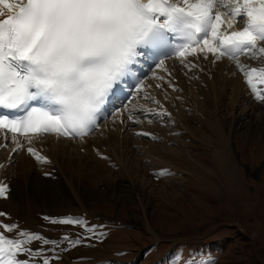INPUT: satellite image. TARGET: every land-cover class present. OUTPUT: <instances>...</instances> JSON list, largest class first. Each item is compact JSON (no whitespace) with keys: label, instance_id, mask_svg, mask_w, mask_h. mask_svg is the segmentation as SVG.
Returning a JSON list of instances; mask_svg holds the SVG:
<instances>
[{"label":"snow or ice","instance_id":"snow-or-ice-1","mask_svg":"<svg viewBox=\"0 0 264 264\" xmlns=\"http://www.w3.org/2000/svg\"><path fill=\"white\" fill-rule=\"evenodd\" d=\"M240 24L242 28L232 30ZM169 34L182 42L173 43ZM209 54L215 61L235 60L255 99L264 102L254 83L255 78L264 85V67L245 70L238 59L242 54L264 56V0H0V130L12 134L14 152L23 147L17 136L29 144L45 134L84 138L98 126L109 97L119 96L128 77L135 76L138 57L175 56L191 68L196 65L187 63L188 56L207 59ZM165 62L159 59L157 67ZM168 84L177 90L170 80ZM143 87L139 84L136 91ZM34 101L41 106H33ZM141 111L160 118L170 115L166 110ZM128 119L140 122L132 115ZM27 151L47 162L35 148ZM8 191L0 182V198H7ZM45 219L95 234L79 218ZM14 230L16 237H9ZM62 240L72 247L82 243L67 235ZM34 241L51 244L53 250L60 243L19 230L16 224H0V264H34L38 257L39 264H52L59 258L49 259L42 248L29 247ZM185 264L215 261L190 256Z\"/></svg>","mask_w":264,"mask_h":264},{"label":"rangeland","instance_id":"rangeland-1","mask_svg":"<svg viewBox=\"0 0 264 264\" xmlns=\"http://www.w3.org/2000/svg\"><path fill=\"white\" fill-rule=\"evenodd\" d=\"M224 80V92L228 89L226 95L222 100L216 98V101H214V103H216L221 100L219 101V114L213 112L212 106H215V104L210 103L211 100L207 98L205 93L201 94L198 99L194 101H186L183 97L185 102L184 104H180L178 103V96L181 94L179 88H177V92H172V87L167 85V89L169 86L168 91H165V88H162L164 91H156V93L159 92V95L162 96L169 93L173 95V98L170 96L168 98L169 101H165L163 105L164 107L171 109L173 107L177 110L180 114L178 121L181 116H186L185 118L188 119V117H191L189 115L193 114L189 123L192 129L199 134L201 137L200 139L204 138L208 140H202L213 142L212 135L214 133V149L207 144L186 142L189 141V138L184 140L187 135L184 133L182 127L180 129L183 133L181 131L173 133L166 132L168 130L159 128L158 132L155 131V133L151 134L155 135L156 133L161 132L163 137L162 140L166 144L164 147L165 151L162 152L163 159L160 156L157 157L159 158L157 160L153 159V157L157 155L154 153H148L147 150L145 152L143 148L144 155H139V158H134V160L133 156L135 155H129L130 151L126 150V155L130 160L129 163L132 161L134 164H139V171L124 172L118 168L115 170L111 169L105 173V176H101L102 179L105 180L109 176V172H114L117 174V177H114L117 184L119 181H126L128 183V180H126L128 179L126 175H128L132 179V185L112 188L109 187L110 184H107L102 185V190L97 188L98 190L94 191V188L96 187H94L95 184L91 187L89 186L91 185L90 182H95L97 177H91L90 174H87L89 177L88 179L85 176V178H81L82 183L79 184V189H81L80 192L77 188L78 186L75 188L73 187L72 192L74 193L76 191L78 193V199L80 204H82V189L83 185L86 186L87 189L83 195V201L86 207H83V211L86 210V212H90V218L95 219L97 217H107L110 220L119 219L125 223L129 222L133 226V229L126 230L125 228H117L107 225L106 233L109 241L99 243L98 245L102 248L95 247L91 254H86L87 256L99 258L112 254V250L128 249L132 244L130 237L140 240L142 244L151 240L158 244L165 242L163 248H166L168 244L172 242L175 244L188 237H196L198 240H202L205 236L209 235L223 237V226L221 225L224 224V231L227 224H236L241 230V236L238 237V242L234 243L232 246L227 244L225 249L226 253L219 261V264H264V167L262 170L263 172L260 173V175L251 176L250 178L245 177L247 176L245 168V175L243 174V176H241L240 171H237L234 176L235 156L233 157L228 150V145L225 148L221 146L225 140L226 142L229 141L230 147V136L238 134L241 136V139L235 138V143H237L236 150L241 153L240 159L243 164L248 165V160L251 159L255 160L257 163L264 159V143L262 147H257L255 145V141L261 143L264 139L263 108H259L257 104H255L254 107H252L250 103L244 105V102H247V94L242 88L241 89L244 91L243 97H238V95L237 97H232L231 102L229 90L232 92L231 88L233 89L232 86L234 84L243 86L242 82L245 80V76L242 79H239L237 75L233 74L224 77ZM190 94V96L193 97L192 92ZM237 98L241 99L240 103H235ZM198 105L200 107H198ZM193 107L196 108L198 114H196V110ZM257 108H259L260 111ZM203 112L206 114H202ZM210 121H213V123ZM214 125L225 127L224 134L226 135V138L222 135L223 132L220 130L219 126H217L216 132H214ZM152 129L154 130V126ZM178 129L176 123V127L171 131ZM128 136L131 137V134L128 133ZM155 137H158L157 134ZM251 138H254V142H251ZM125 139L126 136L124 135L123 140L125 141ZM149 141L151 142L152 140L142 141L134 138L131 145L133 147L143 145L144 143L145 145H148ZM163 142L160 141V143ZM239 142H241L242 145L238 144ZM252 147H255L257 150L252 149ZM212 150H217L215 163L212 156ZM60 152L61 151H53L52 153L54 154L47 153L48 156L57 159V163L51 159L48 164L41 167L35 164L32 168L33 163L31 165L28 164V169H30L27 170V172L18 173L17 178L21 180V184H23L25 189L28 188V185L31 182L33 183L32 186L45 182L46 189H49V192L46 195V198L49 195V200L46 201V205H59V208L55 213H63L66 210L77 212L79 207L70 206L69 201L64 197V195L69 196V194H71L70 190H65V188L61 187L59 188L61 182L57 179L56 182L58 184H55V180L52 177L54 172L48 173L45 171H52V169L55 168V172L59 173L63 182L66 185H71L73 184V180L70 179L68 174H65L62 171V168L58 163L62 162L61 164L64 165V168H67L71 163L78 164L76 165L78 166L77 168H75V166V169H72L73 172L71 170L70 174L72 176L85 172L86 161L76 153L69 151L68 153H64V151H62V154H60ZM74 155L79 159H75L73 157ZM171 156L174 157L171 158ZM111 157H113V155L109 156V158ZM227 157L231 159L234 165L233 174H228L225 171L224 162L221 164V161H225ZM18 159L14 162V166V163H12L13 168H17V171L22 166L18 163ZM110 162L111 161L108 163L105 160L102 161L105 166ZM51 164L53 165L50 166V169L39 170L40 168L48 167ZM212 164L215 165L214 174H218L219 177L215 176L210 171L212 168L210 166H212ZM170 165L173 167L176 174L171 177L160 179L159 181L162 183L155 181L149 174L152 171L160 169V167H169ZM256 168L257 166H254L248 170L257 172ZM123 176L125 180H121L123 179ZM76 179L78 178L76 177ZM134 179H136V182H134ZM153 181L161 185V188H159V185L154 184ZM141 185L144 186V188ZM224 185H227V187L225 188ZM58 189H61L64 195H61ZM215 192H220L221 195L215 196L213 194ZM58 197L59 200L55 201ZM212 200L214 202H212ZM33 201L38 207L41 206L47 210L46 206L44 207L42 204V197L37 201H35V198L33 197ZM58 201H61V203ZM72 203L75 205L73 201ZM75 207L76 209H74ZM23 208H26L28 211V207L24 206L11 207V209H13L12 215H15L16 209L24 212ZM36 215V217L39 218L38 214ZM37 222L35 223L37 224ZM61 226L66 227L67 225L62 224ZM231 229L239 232L237 228L232 227ZM125 231H127L128 234H126ZM169 236L171 239H169ZM137 246L138 243L135 247L131 248V252H137ZM188 246L190 245L188 244ZM193 246L197 251L196 245L193 244ZM79 251L80 249L77 248L75 254ZM151 253L152 251L147 249L134 264H149Z\"/></svg>","mask_w":264,"mask_h":264},{"label":"bare ground","instance_id":"bare-ground-1","mask_svg":"<svg viewBox=\"0 0 264 264\" xmlns=\"http://www.w3.org/2000/svg\"><path fill=\"white\" fill-rule=\"evenodd\" d=\"M238 59H239L240 63L245 66V70L250 68L249 63H251V61L255 60V59H261V61L259 62L258 68L264 67V65H263L264 64V56H262L260 54H257L256 57L255 56H251L250 58L238 57ZM175 60H176V62H173ZM165 61H166L165 66L163 68L158 67V69L151 71L150 74L148 76H146V78L144 80V86L146 85L152 93H156V91H158V90L160 92L164 91V90H162V88L163 89L165 88V91H168L169 86L167 89V85H169L168 81L170 80L171 83L173 85H175L176 89L179 88V90L181 91V94H179V96H178V101H179L178 103H180V104L181 103L184 104V102H185L183 100V97L186 101H194V100H197L198 97L203 93H205L207 98L211 100L210 103H214V101H216V98H220L222 100L224 98V96L226 95V92L228 90V89H226L225 92L223 90V88H225L224 77H226L228 75H233V74L237 75V77L239 79H242L244 77L243 72H241V70L236 66L235 60L227 61L226 58L222 57L219 61H215L212 58L211 54L208 55L207 59L203 58V56H194V57L188 56L187 57V63L196 65L195 67H191V68H188V67H185L184 65H182L180 60L176 57H174L173 59H166ZM258 81L259 80L256 79V82H258ZM245 83H246V79L242 83L243 86L245 85ZM157 85H161V87H157ZM243 86H238L235 84L232 86L233 87V89L231 88L232 92L229 90L231 102H232V97H237V95H238V97H241V98L243 97V95H244L243 94L244 91L242 90V89H244ZM172 92H177V90L176 91L172 90ZM191 92L193 94V97L190 96ZM164 93H162V94H164ZM170 96L173 98V95L171 93L166 94L165 96L158 95L155 97V100L159 101L163 105V103L165 101H169L168 98ZM174 98H175V96H174ZM221 100H219V101H221ZM240 100L241 99L237 98L235 103H240ZM219 101L214 103L215 106H212L213 112L215 114H219V111H220ZM198 107H200V106L198 105ZM193 108L196 110L195 107H193ZM168 110H169L170 114L173 116V119L176 118V120L175 119L174 120L177 122L180 114L173 107H172V109L168 108ZM121 111H122L121 115H120V111L117 112L118 120L116 123L106 124L105 126H103L106 123V122H104V124H102V126H100V128H102L101 132H98L99 131V129H98L96 132H94L93 134H91L89 136H86V137L80 138V139H74V140H68V139L55 140L51 136H45L43 138H46V139L43 142H41V143L31 142V144L27 143V145L23 148V151H26V152H28L27 148L30 146L33 148H38L39 152L46 154V155L48 152H49V154H54V153H52L53 151H61V152L64 151V153H68V151H69V152H73V153L78 154L81 158H83V160L86 161L85 172L79 173L78 175H72V176H71L70 172L72 169L74 170L75 168H77L78 166H76V165H78V164H72L71 163V164H69V166L67 168H64V165L61 164L62 162L58 163V165L62 168V171L65 174H68L70 179L73 180V184H71V185H66L63 182L62 177L59 175L58 172H54L52 174V177L55 180V184H58L56 182L57 179H58V181L61 182L60 186L58 185L59 188L61 187V188H65V190L66 189L70 190L71 194H69V196H65L62 193L61 189H58L60 191L61 195H64V197L67 198L66 200L69 201L70 206L79 207L77 212L83 211V207H86L84 205V201H83V195H84L85 190L87 189L86 186L83 185V189H82V194H81L82 204H80V201L78 199V193L75 191L77 188H78L79 192L81 191V189H79L80 188L79 184L82 183L81 178L86 177L88 179L89 177L87 176V174H90L91 177H97L96 181L90 182L91 185L89 186V187H91L93 184H95L94 187L95 186L96 187L94 188V191L98 190L97 188L102 190V185H107V184H110L109 187H112V188L121 187V186H130V185H132V183H131L132 179L128 175H126V177L128 178V179H126V180H128V183L126 181H125L126 183L123 181H119V182H117V184H116V180H114V177L115 176L117 177V174H115L114 172H109L110 174H109V176L107 175L108 177L105 180H103L101 176H105V173L107 171H110L111 169L115 170L118 168H120V170H122L124 172L139 171V169H140L139 164H134V163H132V161H131V163H129L130 160L128 159V157L126 155V150L130 151L129 155H135V156H133V159L134 158L137 159V158H139L138 157L139 155H144L143 154V148H144L145 152L147 150L148 153L156 154L157 156L153 157V159H156V160L159 159L157 157H159V156L162 157V155H163L162 152L165 151L164 147L166 144H165V142H163V140H161L163 143H160V141H151V142L149 141L148 142L149 146L147 144L145 145V143H144L143 145H137V146L133 147L131 145V142L134 140V138H133V135L131 134L130 129H129V127L131 125V121L128 119V112H126L123 109ZM196 114H198L197 110H196ZM202 114H206V113L203 112ZM202 114H199V115H202ZM192 115L193 114H190L189 116L192 117ZM185 117L186 116H181V118L177 122L178 128L180 129L182 127L184 129V133L187 135V137L185 136L184 140L186 138H189V141H186V142H190V143L194 142L196 144H204V145L207 144V145L211 146L212 149H214V147H215L214 146V133L212 135L213 136V139H212L213 142L204 141V140H208V139H204V138H202L204 140L200 139L201 137L199 136V134H197L192 129V127L189 123V120L191 119V117H188V119H186ZM120 119L122 120V123H119ZM210 122L213 123V121H210ZM217 126H219L220 130L223 132L222 135L226 138V135L224 134L225 127H223L221 125H214V132H216ZM154 130L158 132L159 128L154 126ZM128 133L131 134L132 138L128 136ZM124 135L126 136L125 141L123 140ZM218 138H219V134H218ZM71 141H81V143L79 144V143H74ZM227 145H228V150L230 151V153L234 157L233 151L231 150V147H229V141L226 142L224 140V142L221 146H223V148H225ZM146 146H148V147H146ZM15 147H16V144L13 145L12 147H10L9 152L7 154H10L12 149ZM61 152H60V154H62ZM216 152H217V150L216 151L212 150V156L214 159V163H215V158H217ZM14 153L15 152L10 154L8 161L14 157L15 158L14 162H16V160L19 157H21L18 159L19 160L18 163L21 164L22 166L18 171L16 170L17 168H15V167H14L15 169L12 168V163L10 165H7L5 168H2V172H4V176L7 178L8 182H9L10 191L8 194V198L6 200H0V209L5 210L8 213H10L11 219H13L16 222H19L22 226L30 227L28 232L35 233L34 225H36L35 222H37L39 220L36 217V214H38V215L60 214V213H55V211H57V209L59 208V205L58 206H50L49 204L46 205V201L49 200V195L46 198V195L48 194L49 189L48 190L46 189V185H45L46 183L45 182L39 183L35 186H32L33 183L31 182L28 185L27 189L24 188L23 184H21V180H19L17 178V176H18V173L27 172V170L30 169V168L28 169V164L31 165L32 161H31L30 156L27 153H26L27 156L23 155L21 153H19V154H14ZM4 154H5V152H3V150H1L0 151V156H1L0 159H2ZM7 154H5V155H7ZM111 155H113L114 158L113 157L109 158V156H111ZM73 157L75 159H79L75 155ZM149 157H151V156H149ZM173 157L174 156H171V158H173ZM50 158L54 162L57 163V159H55L53 157H50ZM162 159H163V157H162ZM234 159H235V157H234ZM103 160H105L107 163L109 161H111V162L105 166L102 163ZM151 161H153V160H151ZM139 162H141V161H139ZM223 162H224L225 171L228 174H233L234 165H233L231 159L229 157H227L225 159V161H221V164ZM152 164H156V163H152ZM30 165H29V167H30ZM34 165L35 164H32V168ZM171 165H172V163H171ZM214 166L215 165H213V164H212V166H210V167H212L210 171L213 174L215 173ZM164 167H166V166L160 167V169L164 168ZM73 170H72V172H73ZM214 175L219 177L218 174H214ZM234 176H235V173H234ZM76 177L78 179H76ZM76 180H78V181H76ZM121 180H125L124 176H123V179H121ZM84 181H85V179H84ZM134 182H136V179H134ZM158 182L162 183L161 181H158ZM153 183L156 185H159L155 181H153ZM73 187L74 188L77 187L74 190L75 191L74 193L72 192ZM142 187L144 188V186H142ZM159 188H161V185H159ZM146 191H147V189H146ZM213 194L215 196L221 195L220 192H215ZM35 195H36V197H35ZM33 197L35 198V201L39 200L42 197L43 198L42 204L44 207L46 206L47 210H45L41 206L38 207L34 203ZM25 199H26V201H25ZM57 200H59V197L55 201H57ZM24 201H25V205H24ZM72 201L75 203V205L72 203ZM58 202L61 203V201H58ZM23 206L28 207V211L26 208H23L24 212L16 209L15 215H12L13 209H11V207H23ZM74 209H76V207ZM69 211L70 210H66L63 213L69 212ZM38 233H39V231H38Z\"/></svg>","mask_w":264,"mask_h":264}]
</instances>
